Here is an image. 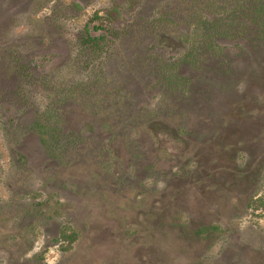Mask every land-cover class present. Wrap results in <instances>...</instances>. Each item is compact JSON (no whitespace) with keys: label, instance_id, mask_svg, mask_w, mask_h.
Wrapping results in <instances>:
<instances>
[{"label":"rangeland","instance_id":"rangeland-1","mask_svg":"<svg viewBox=\"0 0 264 264\" xmlns=\"http://www.w3.org/2000/svg\"><path fill=\"white\" fill-rule=\"evenodd\" d=\"M0 264H264V0H0Z\"/></svg>","mask_w":264,"mask_h":264},{"label":"trees","instance_id":"trees-1","mask_svg":"<svg viewBox=\"0 0 264 264\" xmlns=\"http://www.w3.org/2000/svg\"><path fill=\"white\" fill-rule=\"evenodd\" d=\"M91 23H93V22H91ZM90 22H89V24L87 25V30H91V29H93V30H95V29H97V27H92V26H95V25H92Z\"/></svg>","mask_w":264,"mask_h":264}]
</instances>
